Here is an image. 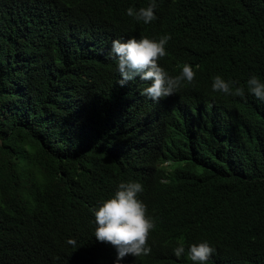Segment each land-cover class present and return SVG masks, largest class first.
I'll return each mask as SVG.
<instances>
[{
	"label": "trees",
	"instance_id": "16d2710c",
	"mask_svg": "<svg viewBox=\"0 0 264 264\" xmlns=\"http://www.w3.org/2000/svg\"><path fill=\"white\" fill-rule=\"evenodd\" d=\"M151 3L0 0V264L92 260L97 239L90 209L114 196L122 182L141 183L139 200L162 202L166 207L159 214L168 210L190 231L186 214L199 193L181 208L171 207L201 189L183 185L175 193L166 185L152 186L146 173L155 161L172 158L182 166L187 157L157 148V117L132 103L138 94L116 84L105 61L110 28L126 21L143 28L127 9ZM155 3L159 20L167 16L171 28L192 26L189 46L207 73L227 69L232 59L244 65L246 57L264 61V0ZM153 23L145 28H162ZM111 81L112 87L104 85ZM165 127L170 139L172 129ZM196 175L191 178L198 183L197 177L207 179L209 195L219 189L221 179L212 172ZM231 186L212 198L215 210L229 214L224 227L235 225L264 251V175L234 178Z\"/></svg>",
	"mask_w": 264,
	"mask_h": 264
},
{
	"label": "clouds",
	"instance_id": "9594fccd",
	"mask_svg": "<svg viewBox=\"0 0 264 264\" xmlns=\"http://www.w3.org/2000/svg\"><path fill=\"white\" fill-rule=\"evenodd\" d=\"M155 8L152 0L146 8L127 9L144 27L126 21L122 28H110L105 61L113 67L116 84L138 94L132 103L157 117L161 129L152 134L157 148L187 157L182 166L172 158L155 161L146 173L152 186L166 185L175 193L183 185L201 189L182 195L171 207L181 208L199 193L186 214L191 229L182 230L168 210L159 214L166 207L162 202L139 200L141 183L122 182L114 196L90 209L97 253L84 264H264L257 241L241 236L235 225L224 227L229 214L217 212L212 199L227 193L234 178L264 175V61L246 57L244 65L232 59L227 69L207 73L189 46L192 26L171 28ZM154 21L162 28H145ZM166 124L170 139L164 135ZM203 170L221 179L211 195L204 191L206 178L197 177L201 183L191 178ZM207 217L212 221L196 223ZM67 242L76 246L75 240Z\"/></svg>",
	"mask_w": 264,
	"mask_h": 264
}]
</instances>
